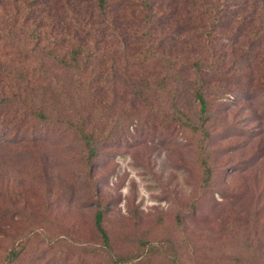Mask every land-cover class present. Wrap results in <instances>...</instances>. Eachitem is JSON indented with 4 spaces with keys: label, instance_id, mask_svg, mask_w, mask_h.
I'll list each match as a JSON object with an SVG mask.
<instances>
[{
    "label": "rangeland",
    "instance_id": "obj_1",
    "mask_svg": "<svg viewBox=\"0 0 264 264\" xmlns=\"http://www.w3.org/2000/svg\"><path fill=\"white\" fill-rule=\"evenodd\" d=\"M141 1L150 12L115 3L98 27L135 42L111 73L101 53L73 61L76 41L25 38L34 0L1 7L0 27L22 30L2 32L1 69L24 80L0 77V264H264V0H246L242 33L236 0H198L180 44L181 0Z\"/></svg>",
    "mask_w": 264,
    "mask_h": 264
},
{
    "label": "trees",
    "instance_id": "obj_2",
    "mask_svg": "<svg viewBox=\"0 0 264 264\" xmlns=\"http://www.w3.org/2000/svg\"><path fill=\"white\" fill-rule=\"evenodd\" d=\"M9 1L10 0H0V11H2L1 7ZM112 1L113 2H111V0H34V4H32L31 6H28V8L26 9L28 11V15L31 12H32L31 15H34L35 12H38L37 16L38 17L41 16V17L38 20L37 25L31 28L30 33L25 31L24 33H21V34H25L24 35L25 38L32 37L31 35H33V38H35L37 42L39 41L41 42L43 40H47L46 38L47 36H52L55 33L56 34L55 40L63 36L66 39H69V43L70 41H76L73 44L75 46L72 48L73 50L71 53L73 61H79V58L83 57V59L86 62L89 61L88 63H91L95 59V56L98 53H101L99 56L101 59L100 64L105 65V69L109 73L115 70V67L117 65H122L123 71L125 69L129 71L130 69L128 68L129 61L134 60L133 54H131V49L134 46L132 41L134 42V40L132 39L131 41L126 36L122 34H118L117 37L114 38L113 40L106 41L108 36L103 35V34L100 35L98 31V27L102 26L105 22V15L107 13V9L109 8V6L115 3H119V2L124 3L126 0H112ZM18 2L21 5L25 2V0H18ZM211 3L212 1H209L207 8H210L209 14H211V16H209L208 18L210 22L209 28L213 32V29L217 27V14L219 11H218V8L214 9ZM234 5L237 7H240L243 10L247 9V12L244 14V19L241 20L238 27L236 28L237 32L242 33L244 32V29H242L243 21L248 20L250 15L254 14V11L257 8V6L256 4H252V3L247 5L246 0H236ZM133 6L134 7L144 6L146 11L150 12L148 10L149 5L147 3H143V1H141L140 3H136V0H135V3L133 4ZM201 7L205 8L204 5H200L198 0H193V1L181 0V1H178L177 4L173 3L172 15L176 13V8H179L178 14L188 15V17H186L185 19V28L178 29L181 36L178 38V42L176 44L182 43L183 34H186L188 30L191 29L190 22L193 20L194 16L190 15V12H193V14L197 16V19L207 14V12L201 10ZM249 7L251 8L250 10H249ZM63 8H66L67 10H72L75 18H73L71 22H68L62 16L58 14L59 12L61 13V10ZM53 10L56 11V15L54 16H52L54 14ZM23 12L24 11L21 10V13ZM220 13H222L225 16L228 14V12L224 11L223 9H221ZM243 13L244 12L242 11L241 13L238 11H232L231 14H229V17L227 19L226 27H229L230 25L232 26V23L234 21L233 15L240 18V16L238 15L243 14ZM19 18L20 17H16L15 19L13 18L10 21V22H15L13 24L14 27L16 26V24L19 23ZM164 25L167 27L169 24L165 23ZM13 26L9 31H5L4 29H2V27H0V56L1 57L5 55V49L10 44L8 40L1 39V34L2 32L3 34H5L6 32L7 35H9L8 38H11V36L13 38V36H15L19 30V29L16 30ZM19 31H22V30H19ZM248 32H249L248 34L252 36V43L250 45L248 43L244 45V49H247V50L255 46L254 40L257 34V30L254 28H250V31ZM64 33H69V35L67 36ZM235 35L238 38L240 34H235ZM130 37L132 38V36ZM99 50L101 52H98ZM186 53H188V51ZM157 58H160V57L157 55ZM165 60H166V57H165ZM198 63L199 62L196 63L197 68H198ZM1 67L2 65H1V58H0V77L5 76V79L15 78L16 80L19 79L18 77H21V79H23L22 77H24V76H20V74L18 73H14L12 71L9 72L10 69H8V72H6L2 70ZM179 67H180L181 72H188L190 70V66L183 67L182 65ZM101 70L102 68L99 69V72ZM198 71H200L201 75L203 74L200 69ZM202 83H203V80H202ZM21 89H22V92L20 94L27 93V88L25 86L21 87ZM14 95L19 96V94L17 93H15ZM193 95L199 102L201 106V111H205V108H204L205 101L203 97L204 95L201 89H196L193 92ZM102 219H103L102 212L99 211L95 214L94 223H95V227L97 231L99 232L102 238L104 246L108 247L109 238L102 226Z\"/></svg>",
    "mask_w": 264,
    "mask_h": 264
}]
</instances>
